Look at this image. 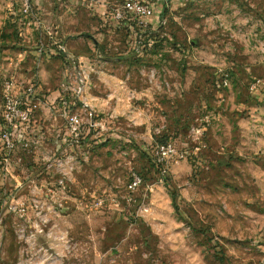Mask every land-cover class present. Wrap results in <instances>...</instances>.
<instances>
[{
  "label": "rangeland",
  "instance_id": "rangeland-1",
  "mask_svg": "<svg viewBox=\"0 0 264 264\" xmlns=\"http://www.w3.org/2000/svg\"><path fill=\"white\" fill-rule=\"evenodd\" d=\"M141 1L0 0V264H264V0Z\"/></svg>",
  "mask_w": 264,
  "mask_h": 264
},
{
  "label": "built area",
  "instance_id": "built-area-1",
  "mask_svg": "<svg viewBox=\"0 0 264 264\" xmlns=\"http://www.w3.org/2000/svg\"><path fill=\"white\" fill-rule=\"evenodd\" d=\"M22 12H27L31 7V0H15ZM120 8L115 7V15L121 16L122 12L131 14L132 18L138 21H143L152 14V6L150 3L141 0H122ZM10 80L4 81V89L2 97V105L0 109V144L4 152H9L14 149L15 135L14 131L17 125L25 126L28 124L30 119L31 107L29 105V99L34 92L33 85L28 84L23 89V97L19 94L11 92ZM67 124L70 132L74 135L77 134L80 125L79 117L76 113H68L66 115ZM91 125V121H87ZM153 157L155 163L161 164L171 155L183 156V152H178L173 146L171 141H164L157 144L153 149ZM5 159V158H4ZM140 183V176L131 172L130 179L128 182V188H134Z\"/></svg>",
  "mask_w": 264,
  "mask_h": 264
},
{
  "label": "crops",
  "instance_id": "crops-1",
  "mask_svg": "<svg viewBox=\"0 0 264 264\" xmlns=\"http://www.w3.org/2000/svg\"><path fill=\"white\" fill-rule=\"evenodd\" d=\"M17 6H19L18 3H17ZM17 9H18L20 12H22L21 9H20V6H19ZM36 13H37V12H36ZM38 17H39V16H38ZM40 21H41V20H39L37 23L39 24ZM51 95H52L53 98L56 97V93H55V94H51ZM32 104H33V105L30 104L31 107H32V112H31V114H30V117L32 118L33 113H34L35 115L37 114V115H38V118H37V120H38V121H37V125L41 127V123L44 122V120H40L39 118H40V117L44 118V117H43L42 114H40L39 111H38V112H34V111H36V110H35V109H36V101H35V102H32ZM29 120H30V121H29V123H30V122H31V119H29ZM39 120H40V121H39ZM45 122H46V121H45ZM29 123H28V124H29Z\"/></svg>",
  "mask_w": 264,
  "mask_h": 264
}]
</instances>
